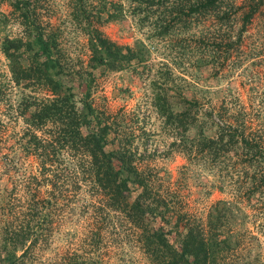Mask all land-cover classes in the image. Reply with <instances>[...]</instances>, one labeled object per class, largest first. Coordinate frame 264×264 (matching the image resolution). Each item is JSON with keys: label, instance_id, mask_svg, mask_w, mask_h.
I'll return each instance as SVG.
<instances>
[{"label": "rangeland", "instance_id": "rangeland-1", "mask_svg": "<svg viewBox=\"0 0 264 264\" xmlns=\"http://www.w3.org/2000/svg\"><path fill=\"white\" fill-rule=\"evenodd\" d=\"M14 1L0 0V45L5 38L20 39L17 50L23 63L36 64L45 57L48 65H55L48 68L52 78L70 86L75 97L88 91L94 107L108 113L113 129L132 131L138 162L156 168L163 184L180 183L188 208L204 216L216 199L224 198L255 212L246 204L263 200L264 189H244L250 176L264 173V160L253 162V149L233 145L220 146L225 156L198 144L185 155L173 145L177 134L196 138L211 135L213 128L192 124L174 130L162 109L177 108L176 95L197 100L201 112L210 110L212 120L236 126L264 150V0L244 24L234 10L244 0H220L217 9L194 18L175 20L170 11L164 15L168 22L158 28L153 24L170 3L163 8L148 7L144 0H19L36 14L22 18L13 11V3L19 6ZM98 37L119 46L107 42L115 56L97 46ZM100 53L106 64L93 59ZM8 64L0 48V264L22 258L27 264H148L130 229L100 224L90 202L85 210L84 200L64 201L58 211L62 216L41 223L26 214L22 186L31 174L40 177V164L49 168L43 176L56 182L71 180L72 173L82 180L81 166L89 162L64 155L41 163L25 149L31 134L42 140L52 126L25 122L26 109L19 111L18 95L32 94L33 87L13 83ZM87 71L93 74L90 87H85ZM112 134L107 130L103 149L110 148ZM93 202L96 205L97 199ZM28 218L35 233L25 241ZM256 234L258 256L264 260V234L258 229Z\"/></svg>", "mask_w": 264, "mask_h": 264}, {"label": "trees", "instance_id": "trees-1", "mask_svg": "<svg viewBox=\"0 0 264 264\" xmlns=\"http://www.w3.org/2000/svg\"><path fill=\"white\" fill-rule=\"evenodd\" d=\"M16 1L19 6L13 3V11L17 15L36 18L34 10L28 4L20 6L19 0L14 2ZM144 1L148 7L156 5L164 8L170 3L159 12V19L153 24L158 28L168 22L164 20V15L167 16L170 11L175 20L182 17L194 18L196 13L217 9L220 0ZM261 3L262 0H244L242 5L234 7L239 12L242 24L249 21ZM107 42L111 43L104 38H97V46L103 52L112 54ZM20 45V39L7 38L0 45L9 58L8 71L13 83L33 87L30 89L32 94L25 93L24 97L18 95L21 99L18 109L20 112L26 109L24 120L30 126H52L44 139H34L31 134L23 146L35 153L41 163L43 159L64 155L67 160L76 156L75 159H88L89 162L88 165L81 166L80 172L84 173L82 180L78 181L72 173L73 178L68 179L69 182L63 179L50 182L47 176H43L49 168L44 163L40 164L39 173L43 178L31 174L25 186H22V190L27 192V215L36 217L38 223L50 221L62 216L63 212L58 211L64 201L84 200L83 208L86 210L90 202L91 210L100 224L128 227L132 234L131 240L148 264H264L256 248L259 239L257 229L264 234V199L246 204L255 212H249L245 210L247 207L237 206L224 198L216 199L204 216L197 210L188 208L184 194L180 191V183H176V187L169 181L163 184L156 168L148 166L146 162H138L137 154L131 147V130L113 129L112 121L107 118L108 113L94 107L88 91L75 97L70 86H63L54 80L48 68H55V65H48L45 57L36 64L31 63L33 61L23 63V57H20L17 50ZM34 54L37 52L34 51ZM93 59L106 64L103 53L94 55ZM86 75L85 87H90L93 74L87 71ZM174 101L177 102V108L170 106L162 109L174 130H185L192 124H206L213 128L211 135L198 134L196 138L177 134V141H173L177 151L191 155L194 145L198 144L205 151L215 147L220 156H225L220 152V146L233 145L246 151L253 149V162L264 160V150L259 148L257 140L246 136L236 126L212 120L211 111L204 109L201 112V105L197 100L176 95ZM107 130H111L113 134L109 140L111 146L105 150L102 143L106 141L104 136ZM7 168L2 167L4 175H8ZM250 177V185L244 190L250 193L262 192L264 173L258 171ZM207 190L209 192L210 187ZM4 194L5 192L1 193L2 198ZM93 199H97L96 205ZM71 205L69 208L74 210L76 206ZM30 221L28 218L22 234L25 241L35 233ZM13 260L17 261L15 264H27L23 258Z\"/></svg>", "mask_w": 264, "mask_h": 264}]
</instances>
